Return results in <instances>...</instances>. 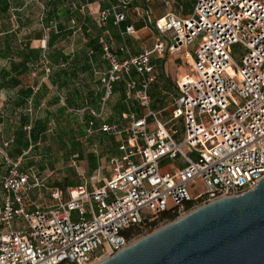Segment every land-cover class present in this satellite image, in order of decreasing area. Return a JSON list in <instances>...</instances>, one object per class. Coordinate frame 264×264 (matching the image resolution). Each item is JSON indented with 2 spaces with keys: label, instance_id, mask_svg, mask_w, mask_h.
Listing matches in <instances>:
<instances>
[{
  "label": "built area",
  "instance_id": "1",
  "mask_svg": "<svg viewBox=\"0 0 264 264\" xmlns=\"http://www.w3.org/2000/svg\"><path fill=\"white\" fill-rule=\"evenodd\" d=\"M176 1L99 0L103 6L88 8L101 29L97 44L106 65L97 72L101 110L123 82L125 99H134L141 114L127 112L123 129L99 127L119 143L95 186L47 187L39 170L23 168L22 155H8L11 140L2 143L0 264H95L192 210L253 190L264 176V0H196L187 16L171 8ZM110 17L118 44L105 29ZM135 20L154 33L150 49L133 52L125 41L137 32ZM69 23L73 34L86 25L75 18ZM195 41L192 57L187 47ZM236 43L245 49L240 65L232 57ZM165 52L179 53L186 74L161 119L148 90L157 79L153 56ZM88 124L87 132L93 121ZM177 157L182 167L160 166ZM129 226L136 229L122 234Z\"/></svg>",
  "mask_w": 264,
  "mask_h": 264
},
{
  "label": "crops",
  "instance_id": "2",
  "mask_svg": "<svg viewBox=\"0 0 264 264\" xmlns=\"http://www.w3.org/2000/svg\"><path fill=\"white\" fill-rule=\"evenodd\" d=\"M41 2L40 8L37 0H19V5L12 3L6 11H0V42L4 36L12 35L15 42L18 43L21 40L28 41L31 47H40L43 51L51 50V47L52 49L53 47L61 48L65 54L69 55V61L67 63L61 62L60 64L49 65L47 59H41V63L39 65L29 64L27 66V70L17 76L18 84L12 85L7 79H1L0 77V90H3L9 97L12 93V95L18 100L19 104V93L21 90L29 88L31 90V96L26 100V103L28 104L29 101L31 108L34 109L35 113H38L40 106L44 105V115L42 117L37 116V114L35 117H32V113H30L31 122L29 123V129L31 125H33L31 123H36V125L40 123L41 126L42 123L46 125L45 130L37 133L38 140L36 142V146L40 139L46 136L47 131L51 130L50 127H48L51 122L53 124L54 122L56 124H60L59 119L61 116L63 117V113H65L67 121L66 128L70 131L69 134L73 133L75 135V130H77L79 135L89 136L93 132H98L100 135H103V137L107 136V138L112 141L113 146L110 150V155H112L117 151L119 137L111 133L102 132L99 130V127L105 123L115 124L119 127V124L114 123L115 117H117V119L120 121L121 119H127L125 114L129 111L135 112L136 116H140L141 112L138 110V106H134L133 103L132 107L128 105V100H126L124 96L123 82L116 83L114 85L113 91L114 94L117 89H121L122 99L120 103H116V106L113 107L112 112L107 113L106 116L104 115V110L108 103V99L101 110L102 89L100 86L97 87V72L103 71L106 68V65L100 58V49L96 51V49L93 47L94 43L97 44V38L101 32V29L97 27L92 21L88 8L91 12H94L104 4L99 3V0H92L91 2H87L86 0V3H79L80 5H84V8L80 9L79 4L76 5L72 2L71 5L73 6V9L68 7V5L65 6V8H67L69 10L68 12L70 13L68 16H66L67 12L65 9H58L56 11V16L46 17V11L44 7L47 4V0H42ZM86 4H88V6ZM71 18H75L77 21H86V25L83 26L80 33H72L73 30L69 23ZM43 19H45L44 22ZM133 24L135 29H137V32L134 35H125V41L128 44H133L135 40H138L137 42H139V44H143L145 47H147L142 48L141 50L150 49L155 41L154 33L148 31L146 28H143V20H135ZM121 25L123 26L124 23ZM57 26H59V28H57ZM105 29L108 32V36L115 42V44L120 43L122 39L118 35L117 29L112 24V17H110L106 22ZM50 36H52V39H50ZM53 36H55L54 39ZM144 36L147 37V41L143 39ZM136 44L138 45V43ZM49 45H51L50 48H48ZM90 48L94 50L91 55L88 54V50ZM130 48L133 52L141 51H134L132 47ZM71 49H73L72 52ZM82 58L85 59V62H83ZM158 59H163L162 64L156 62ZM73 60H75V62ZM153 61L155 65L161 66V72L158 73L156 69L157 79L149 87V94L154 96L158 93L164 94L166 92V90L158 91L155 90V88H157V84L159 83L158 79L163 76V71L167 72V67L171 66L170 64L175 65L178 70L176 76L177 79L175 81V87L177 91V82L180 81L186 74V67L183 65L184 63L179 53L169 54L165 52L161 56H153ZM8 67L9 66L2 65L0 67V71L1 69H7ZM59 70L64 73V80L66 83L63 85L55 81L54 72ZM26 73H31L33 78L31 79L30 83L22 84L20 76L25 75ZM163 88L166 89V86ZM12 89L15 91H11ZM163 96L164 95H161L162 102L164 98ZM31 98H34L32 102ZM174 98L176 97H173L172 99ZM22 103L24 104V102ZM67 103H72L76 106L69 107L67 106ZM54 104H57L58 107L57 111L52 113V111L49 109V106ZM119 104H125L128 110L119 112ZM156 106H158V103ZM164 109V107H159L155 110L161 112ZM80 111H82V116L78 117L77 112ZM92 111L99 113V115H93ZM50 117L52 118L50 119ZM47 118L48 120L44 122ZM78 118H80L79 120L82 121V125H78L76 128L74 126V122L76 123ZM91 120L93 121V125L90 126V131L87 132V129L89 128L88 122ZM1 124L2 123L0 122V125ZM20 132L22 131L20 130ZM3 133L4 129L0 128V146L4 141L11 140L8 147L5 149L7 151L14 139L13 137H4ZM56 134L58 136H63L65 135V131L59 129L58 126L56 128ZM113 138H115L116 141ZM29 149L30 146L28 148L22 146L19 148V150L17 148L15 150L16 155L13 157H18L21 155L23 156L25 151L28 152ZM20 152L21 154H19ZM73 156H76V154ZM72 185L76 184L73 183ZM72 185L67 184V186ZM1 199L2 190L0 188V201Z\"/></svg>",
  "mask_w": 264,
  "mask_h": 264
},
{
  "label": "water",
  "instance_id": "3",
  "mask_svg": "<svg viewBox=\"0 0 264 264\" xmlns=\"http://www.w3.org/2000/svg\"><path fill=\"white\" fill-rule=\"evenodd\" d=\"M95 264H264V176L253 190L192 210Z\"/></svg>",
  "mask_w": 264,
  "mask_h": 264
},
{
  "label": "rangeland",
  "instance_id": "4",
  "mask_svg": "<svg viewBox=\"0 0 264 264\" xmlns=\"http://www.w3.org/2000/svg\"><path fill=\"white\" fill-rule=\"evenodd\" d=\"M38 5L42 3V0H37ZM78 0H74L73 3L77 5ZM82 2V1H80ZM196 0H179L171 4V8L177 11L182 16H187L192 13L193 7ZM68 7L72 8L73 6L71 3L67 4ZM41 8V6H40ZM73 9V8H72ZM157 14H161L163 11L161 8L157 9ZM137 26V25H135ZM144 40L147 41V37H143ZM135 40L133 44H128L134 51L141 50L142 48H147L143 44H139ZM138 43V45L136 43ZM149 42V41H148ZM197 41H195L192 45L187 47L188 52L192 57H194V50L196 48ZM135 48V49H134ZM245 49L244 47L239 44L232 45V57L237 65H240L241 57L244 55ZM159 64H162L163 59H158L156 61ZM2 65L8 66V63L0 59V67ZM171 66L167 67V72L163 71V76L158 79L157 88L155 90H161L166 92L158 93L154 95L156 99L153 100V104L151 107L153 109H158L159 107H164L165 109L162 110L158 116L161 119H166L169 116L170 111V104L173 102V97H178L175 81L177 79L178 70L175 65L170 64ZM184 65V64H183ZM185 66V65H184ZM156 69L161 72V66L156 65ZM33 75L31 73H26L25 75H21L20 79L22 84L30 83ZM96 85V83H95ZM166 86V89L163 87ZM99 87V85L97 86ZM161 87V88H160ZM125 90V88H124ZM11 91H15L12 89ZM14 93V92H13ZM164 95L163 102L159 96ZM122 99V91L121 89H117L112 97L109 98L107 105L105 106L104 115L107 116V113L112 112L113 107L116 106V103H120ZM132 103L134 106H138L137 102L134 99L128 100V105L132 107ZM158 103V106L156 104ZM57 104L49 106L50 111L52 113L57 111ZM44 105L40 106L38 113H35L34 109L31 108V105L28 101V104L24 105L19 103L15 96L10 95V97L3 91L0 90V128L4 129V137H13L14 141L10 145L7 150V153L10 157L16 155V149L22 147V142H24V138L27 137V133L29 130V125H26L22 128V133L20 132V115L24 113H32V117L37 116L42 117L44 115ZM138 110L141 109L138 106ZM78 117L82 116V111L77 112ZM84 113V112H83ZM63 117L61 116L59 119L60 124H51L48 126L51 130L47 131L46 136L40 139L39 143L35 148H32L29 152L25 151V154L22 157V165L24 167L33 166L40 171V175L44 177L45 186H57V187H66L67 184H80L83 182L92 183L93 186L100 184L98 180H102L103 177L107 176V168H106V159L107 156L111 154L112 149V141L107 138V136L103 137L98 132H93L89 136L79 135L77 130H75V135L73 136L76 141V153H80L82 155V159L77 158L73 155H68L66 149L64 148L63 144L59 140L58 135L56 134V128L59 126V129L65 131V135L70 133L69 130L66 128V114L63 113ZM109 116V115H108ZM52 117H50L51 119ZM41 119V118H40ZM78 118L77 122H74V126L77 128L78 125H82V121ZM83 119V118H82ZM117 121V122H116ZM129 119H121L120 121L117 117L114 118V123L119 124V128H125L128 125ZM72 123V122H70ZM175 128L179 129V134L176 135L174 138L176 140H180L183 137V126L181 125H174ZM66 141L70 143V139L65 136ZM118 138V137H117ZM115 140V138H113ZM116 141V140H115ZM1 144V140H0ZM95 156L96 158V168L91 169L90 165L88 164V159L90 156ZM2 157L0 155V161ZM40 165H43V169H40ZM101 167L98 170V167ZM160 166L163 168L172 169L175 167H182L183 163L182 160L177 157L175 159H162L160 161ZM66 181H69L68 183ZM3 194V193H2ZM36 191L33 190L30 192V198L35 199ZM75 214H72V217ZM101 253L100 249L95 251V255Z\"/></svg>",
  "mask_w": 264,
  "mask_h": 264
},
{
  "label": "trees",
  "instance_id": "5",
  "mask_svg": "<svg viewBox=\"0 0 264 264\" xmlns=\"http://www.w3.org/2000/svg\"><path fill=\"white\" fill-rule=\"evenodd\" d=\"M16 1V2H14ZM74 0H47V4L44 7L46 11V17H52L56 16V11L58 9H65L68 16L70 13L69 10L65 8V6L69 3H72ZM82 1L83 3H86V0H78L77 4ZM92 0H87V2H91ZM15 3L19 5V0H0V11H6L10 4ZM80 5V4H79ZM45 19H43L44 22ZM59 28V26H57ZM55 36H53L54 39ZM50 39H52V36H50ZM51 45H49L48 48H50ZM93 47L96 49V51L99 50V47L96 43L93 44ZM45 56V59L48 60L49 65H56L60 64L61 62L67 63L69 61V55L65 54L61 48L51 47V50H45L43 51L40 47H31L28 43V41H20L15 42L12 35H6L3 37V39L0 42V58L5 60L8 63L7 69H1L0 71V77L1 79H7L12 85L18 84L17 76L24 73L27 70V66L29 64L33 65H39L42 59V56ZM83 62H85V59L82 58ZM75 62V60H73ZM55 81L59 84L63 85L65 84L64 80V73L59 70L55 71ZM62 80V81H61ZM61 81V82H60ZM31 96V90L29 88H26L24 90H21L19 93V102L23 104H27L26 100ZM156 99V98H155ZM161 97H159V100ZM34 100V98H31V102ZM67 106L74 107L76 105L72 103H67ZM119 112L128 110L125 104H119ZM48 120L45 119L44 122ZM30 113H24L23 115H20V128L22 131V127L25 125H28L30 123ZM31 125L27 137L24 138V142H22L23 147L28 148L30 146V149L28 152L36 146V142L38 140L37 133L45 130L46 125L42 123V126L40 123L36 125V123H31ZM22 133V132H21ZM82 134V133H81ZM74 134L71 133L67 135L68 139H70V143L68 141L65 142L66 138L65 135H59V140L63 144L64 148L66 149V152L68 155H74L76 154V157L79 159H82V155L80 153H76V145L77 141L73 137ZM21 154V152L19 153ZM88 164L90 165L91 169H95L97 162L95 156H90L88 159ZM23 166V165H22ZM29 167V166H28ZM23 168H27L24 167ZM40 169H43V165H40ZM67 183L69 181H66ZM72 185V184H68ZM73 186V185H72ZM136 229L135 226H129L127 228L122 229V234H128L131 231Z\"/></svg>",
  "mask_w": 264,
  "mask_h": 264
},
{
  "label": "bare ground",
  "instance_id": "6",
  "mask_svg": "<svg viewBox=\"0 0 264 264\" xmlns=\"http://www.w3.org/2000/svg\"><path fill=\"white\" fill-rule=\"evenodd\" d=\"M189 60H190V57H189Z\"/></svg>",
  "mask_w": 264,
  "mask_h": 264
}]
</instances>
